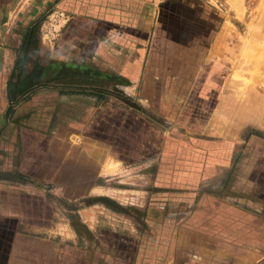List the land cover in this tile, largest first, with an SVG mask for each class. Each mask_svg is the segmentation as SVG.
<instances>
[{
    "label": "rangeland",
    "instance_id": "1",
    "mask_svg": "<svg viewBox=\"0 0 264 264\" xmlns=\"http://www.w3.org/2000/svg\"><path fill=\"white\" fill-rule=\"evenodd\" d=\"M211 1L220 5L224 27L230 29V33L226 30L220 61L222 74L226 75V90L231 92L236 109L232 107L218 114L220 125H212L213 122L204 125L212 111L197 109V94L193 98L191 94L178 92L188 86V80L164 78L156 105L149 109L164 129L159 151L164 139L168 141L164 156L158 151L156 155L140 157L128 139L117 138L118 113L124 111L123 94L112 91L103 93L100 99L101 96L96 98L97 93L93 96L81 90L58 91L54 88L57 81H51V63L36 59L34 42H28L16 54L15 60L22 61L19 77L15 61L4 62L3 54L0 198L14 193L18 198L44 197L52 203L62 235L64 226L69 225L68 219L72 221L74 215L79 222L81 219L94 225L90 239L80 222L83 228L77 226V232L74 231L76 247H95L99 241L116 249L124 240L125 259L130 262L140 245L142 264H206L207 257L200 249L191 250L197 244L187 230L188 226L201 228L199 224L204 223L199 220L201 217L210 227L215 221L217 231L227 241L244 243L245 227L256 231L261 225L259 221H246L252 208L245 203H252L256 215L264 211V170L259 166L260 156L257 165L246 168V158L258 151L260 142L241 141L254 132L241 122L246 109L264 99V0ZM34 28L38 30L40 23H35ZM203 82L205 86L217 85L211 79L202 78ZM207 97V103H212L213 94ZM8 103L12 114L5 119ZM194 116L203 119V126H181L180 123ZM197 128L201 133H195ZM201 138L221 142L223 168L217 174L214 170L210 174L196 171L200 164L205 167L209 164L210 168L213 165V159L203 157L199 151ZM90 147L92 151H86ZM58 171L64 173L59 179ZM69 172L72 182L65 176ZM112 256L115 255H108ZM234 257L224 255L220 264H238Z\"/></svg>",
    "mask_w": 264,
    "mask_h": 264
},
{
    "label": "crops",
    "instance_id": "2",
    "mask_svg": "<svg viewBox=\"0 0 264 264\" xmlns=\"http://www.w3.org/2000/svg\"><path fill=\"white\" fill-rule=\"evenodd\" d=\"M163 14L166 17L161 20ZM35 23H40L36 31ZM224 24L220 5L211 0H0V63L3 54L4 62H14L16 54L28 42H34L36 59L49 60L53 72H62L61 76L69 78L108 79L92 88L79 89L84 93L116 91L148 109L156 105L164 78H186L188 86L178 92L191 94L193 98L197 94V109L212 111L204 125L209 122L216 125L220 122L218 114L232 107L236 109L231 92L226 90V75L222 74L220 61L226 30L230 33ZM202 78L216 81L217 85L205 86ZM149 93L150 98L143 95ZM211 94L213 101L207 103L205 98ZM92 102L90 98L89 107ZM158 103L161 104L160 100ZM255 104L246 109L241 122L261 136H254L252 132L241 141L260 142L258 151L252 152L255 156L246 158V168L252 169L260 156L259 166L264 170V99ZM124 114L125 111L118 113L116 131ZM202 121L194 116L180 124L198 127L203 126ZM195 133L201 132L197 128ZM220 143L216 138L198 140L203 157L213 159L211 168L209 164L206 167L200 164L198 173L210 174L214 170L217 174L223 168ZM167 147L168 141L164 139L158 154L164 156ZM87 150L91 152L92 147ZM72 173H65L69 182L73 181ZM63 175L61 171L56 174L58 179ZM16 195L0 198V264H142L140 245L136 247L133 261H126L124 240L116 249L99 241L95 247H76L69 219L62 235L52 203L44 197L18 198ZM245 206L252 208V214L256 215L252 203ZM252 214L247 215L246 221H259L261 225L256 231L245 227L244 243L227 241L217 231L215 221L210 227L201 217L199 220L204 222L199 224L201 228L188 226L187 229L193 235L192 242L197 244L191 250L200 249L208 264H220L224 255L235 256L238 264H264V211L256 216ZM83 224L86 233L92 236L94 225ZM110 254L115 256L108 257Z\"/></svg>",
    "mask_w": 264,
    "mask_h": 264
},
{
    "label": "trees",
    "instance_id": "3",
    "mask_svg": "<svg viewBox=\"0 0 264 264\" xmlns=\"http://www.w3.org/2000/svg\"><path fill=\"white\" fill-rule=\"evenodd\" d=\"M161 17V20H164V17L166 16L163 14ZM50 65L52 66V63ZM14 66L18 69L17 77H19L21 74L22 61L16 59L14 62ZM51 75V81H57V83L54 84V88L59 90L60 92L67 91L68 93H73L84 87L92 88V86H94L96 83H101L104 80H108L107 78H69L61 76L62 72H53V66L51 69ZM93 92L94 93L91 94L95 96L96 91ZM97 94L98 95L96 96L98 97L103 93ZM102 96L100 97V99H103ZM7 101L10 102V99L8 97ZM121 102L125 107V114L123 116L120 127L116 131L117 138L118 136H120L124 139H128V141H130V143L134 146V151L140 157H150L158 153L162 142V133L164 130L162 128L161 122L153 117L154 115L149 109L142 107L138 102H133L132 99H130L128 96L122 95ZM11 107L12 106L10 105V103H8L5 109V119H8V117L11 116ZM252 134L257 137L261 136L259 132H254ZM69 220L71 222L70 224L72 228L75 232H77V226H81L77 215H74L72 221L70 218ZM87 234L90 236L89 233ZM90 239H92V236H90Z\"/></svg>",
    "mask_w": 264,
    "mask_h": 264
},
{
    "label": "bare ground",
    "instance_id": "4",
    "mask_svg": "<svg viewBox=\"0 0 264 264\" xmlns=\"http://www.w3.org/2000/svg\"><path fill=\"white\" fill-rule=\"evenodd\" d=\"M232 5V4H231ZM234 5V4H233ZM235 6V5H234ZM236 7V6H235ZM239 7V6H238ZM231 8H232V6H231ZM245 26V25H244ZM248 44H249V42H247ZM246 45L243 47V49H242V51L241 52H243V53H245L246 52ZM259 49V48H258ZM256 57V56H255Z\"/></svg>",
    "mask_w": 264,
    "mask_h": 264
}]
</instances>
